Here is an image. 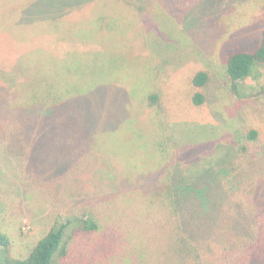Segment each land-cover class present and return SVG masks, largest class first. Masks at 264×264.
Segmentation results:
<instances>
[{
    "label": "rangeland",
    "instance_id": "374dc122",
    "mask_svg": "<svg viewBox=\"0 0 264 264\" xmlns=\"http://www.w3.org/2000/svg\"><path fill=\"white\" fill-rule=\"evenodd\" d=\"M91 1L0 0V231L11 256L26 258L58 216L92 214L100 229L76 232L61 264H264V68L238 95L226 72L231 54L259 47L264 0L101 5L90 31L110 27L103 46L47 33L51 17H88ZM88 70L125 85L65 101L69 75L80 86ZM199 71L210 76L202 90ZM154 80L157 108L140 106ZM170 182L191 189V211L157 197Z\"/></svg>",
    "mask_w": 264,
    "mask_h": 264
},
{
    "label": "trees",
    "instance_id": "16d2710c",
    "mask_svg": "<svg viewBox=\"0 0 264 264\" xmlns=\"http://www.w3.org/2000/svg\"><path fill=\"white\" fill-rule=\"evenodd\" d=\"M45 1V2H44ZM82 0H67L60 4L59 0H41V2L45 5L49 4V2L54 3L55 6L60 8L66 3L73 8L77 6ZM94 2V6L91 8V11L88 17L80 18L76 21L66 20L64 18H56L51 17L49 19L51 24L47 22L46 24V31L47 33H54L59 35L62 39H68L64 36L65 32H77L78 35L76 38L81 42H93L94 40L97 41L101 46H103L101 39V35L107 33V29L109 30L110 27L107 25H103L102 28L98 29L97 36L95 33L91 32L90 29L95 26V21L98 18L97 14L100 12L101 9L103 11H107L103 7H108L110 5L113 6V2L122 5H135L137 4L136 0H132V4H129L128 0H92ZM91 1V2H92ZM103 7H102V6ZM101 6L100 8H98ZM97 16V17H96ZM46 22V21H44ZM102 24H106L105 18L101 21ZM100 23V24H101ZM81 26L84 24V28L73 29L72 25ZM91 27V28H90ZM74 33V32H73ZM76 34V33H74ZM95 35V37L93 36ZM97 50V49H96ZM102 50V48H100ZM92 51H85L88 52L86 55H90ZM76 58H74L75 60ZM86 60V58H85ZM84 60V61H85ZM256 68V71H261L264 68V30L262 33V39L260 41L259 47L255 51H239L235 52L230 55L227 65H226V72L230 79L231 88L233 91L236 92L238 95V86L240 82H243L245 79L249 78L252 71ZM159 73V71H157ZM70 81L68 87V95H65L66 100L69 101L72 99H78L80 97L86 96L88 94L93 93L97 89L101 87H105L108 85L119 84L125 85L124 81L120 78H110V79H103V80H96L94 78V72L85 71L82 74V77L79 76V81L81 84L80 86L76 83L74 74H70ZM209 74L206 71H199L193 77V85L195 88L202 90L209 81ZM157 83V85H156ZM157 86V87H156ZM133 95V93H132ZM131 95V97H132ZM134 97V95H133ZM132 97V99H133ZM138 96L134 97L137 98ZM159 100V92H158V82L155 80L153 81L152 87L146 91V94L141 97V101L137 102L140 106L143 105H150L154 106L156 109L157 103ZM205 96L201 91L196 92L193 97V103L196 106H200L204 104ZM45 106L49 103L45 101ZM147 103V104H146ZM52 104V103H51ZM159 109V107H158ZM251 136L255 137L256 132L252 131ZM184 184H179L177 182H170L168 184H162L161 191L157 195L160 198L162 195L166 197L167 201H165L164 206L172 211H180L181 214L184 211H191L192 206H189L190 201H192V192L189 188H184ZM185 190L189 191L186 192ZM191 193V194H190ZM162 194V195H161ZM156 195V194H155ZM184 219L181 220V226L184 225ZM100 229V222L98 218H96L92 214H85L81 216L72 215V216H63L60 215L56 218V221L52 228L43 236L36 245L32 248L31 252L26 258L18 259L11 256L10 247H11V240L8 234L5 232L0 231V264H61L62 261L68 258L70 254L71 244L75 238L76 232L83 230L84 232H92Z\"/></svg>",
    "mask_w": 264,
    "mask_h": 264
}]
</instances>
